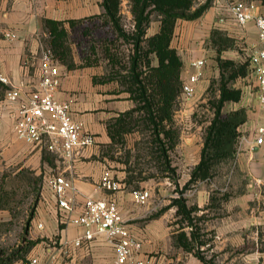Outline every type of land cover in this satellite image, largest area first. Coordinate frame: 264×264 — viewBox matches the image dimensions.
<instances>
[{"label":"rangeland","instance_id":"1","mask_svg":"<svg viewBox=\"0 0 264 264\" xmlns=\"http://www.w3.org/2000/svg\"><path fill=\"white\" fill-rule=\"evenodd\" d=\"M206 2L210 4L211 0H197L195 7ZM131 7V0H121V21L128 36L135 31ZM222 11L226 13L221 12L216 16L212 28L203 29L200 33L204 39L203 48L211 53V73L202 79L193 98L184 100L179 95L178 107L173 114L174 128L178 130L179 136L177 144L168 149V154L175 171L165 169L156 160L152 152L155 148L150 142L151 131L144 128L142 130L141 125L129 131L128 133L136 135H128L130 141L127 144L119 141L111 154L119 161H124L123 165L132 171L134 180L145 182L134 183L133 190L152 187L150 202L137 205L139 210L148 209L144 217L136 219L139 224H144L140 221L145 220L156 223V219L165 216L168 234L162 241L166 245L158 246L156 239H152L155 245L149 252L151 264H205V261L208 264H264V178L258 179L247 168L237 164L238 156L244 151L239 137L232 159L218 161L213 167L211 177L188 182L194 163L201 155L206 129L215 115V103L221 97L222 74L228 78L230 73L222 70L218 57L233 60L237 65L244 64L247 69L245 75L229 77L227 80L228 87L240 89L242 95L238 101H225L223 113L238 109L246 112V109L253 108L258 103L255 87L249 76L250 50L246 42L227 29L228 20L235 23L228 7L224 6ZM203 18L204 13L196 19H178L176 25L179 22L178 27H181L182 22L189 23L186 28L193 29L194 32L193 22L195 24ZM157 25L160 27V20L154 13L147 29L148 35ZM232 25L237 26L233 23ZM66 28L68 32L64 45L75 61L74 64L80 67H103L104 74L94 78L102 82L105 78L122 75L123 77L114 79L108 86L125 89L124 77L128 73L133 44L127 37L118 35L105 12L78 19L73 25L68 23ZM213 34L215 37L222 35L227 39L224 44L228 46L221 53L217 52L218 46L211 40ZM42 37L43 47L56 54L51 45L50 33L46 31ZM183 44L185 42L181 39V34L175 32L176 47H173L177 49L182 60L186 48L189 47ZM152 64H158L154 53ZM185 65L186 63L183 71ZM242 127L241 130L238 129L240 134L243 133ZM128 144L134 148H128ZM111 151L110 148L109 152ZM63 163L59 154L52 155L45 147L30 145L18 139L5 121L0 126V264L2 260L8 262L10 257L19 256L20 261L25 259L37 245L40 240L36 239L35 234L39 211L42 208L47 210L53 199L45 188L44 175L51 168L58 172V166ZM180 198L186 200V211L192 207L196 211L190 214L182 210L179 204H174ZM190 221L192 223H188ZM192 228L200 236L198 241L202 240L203 243L191 241L192 248L187 250L180 247L178 242H184L190 237ZM162 256L170 261L167 263L166 258L163 262Z\"/></svg>","mask_w":264,"mask_h":264},{"label":"crops","instance_id":"2","mask_svg":"<svg viewBox=\"0 0 264 264\" xmlns=\"http://www.w3.org/2000/svg\"><path fill=\"white\" fill-rule=\"evenodd\" d=\"M102 1L0 0V74L10 81L6 84L8 86L6 93L13 87H20L23 95L38 84L41 77L42 36L47 31L45 19L62 20L67 27L69 20L84 19L105 12ZM245 1H254L257 10L264 13V3L261 0ZM224 6H227L226 0H211L209 7L204 12V18L196 21L195 24L193 22L192 26L195 25L194 32L193 29L188 30L186 28L189 23L182 22L181 27H178L179 22L176 25V34L180 33L181 39L185 42L183 45L190 47L186 48L185 55H183V61L186 63L182 73L183 79L188 75L190 61L200 57H206L208 60L206 77L211 73V53L203 48L204 39L200 33L209 30L210 27L212 28L218 14L226 13L222 11ZM228 21L226 27L229 32H233L239 39L246 42L248 48L257 42V29L252 21L248 22L245 27L239 26L232 20ZM232 23L237 26H233ZM158 30L159 26L157 25L153 27L150 35H148L147 30L146 36H151ZM10 32L16 36L7 37L6 33ZM175 32L171 42L172 47H176ZM60 71L62 81L56 92V97L59 100H70L73 118L83 122L84 130L92 133L96 141L93 146L83 149L71 160H67L59 153L45 148L50 154L56 156L59 154L63 158L64 163L62 166H58L59 171L57 173H62L71 179L79 190L76 198L77 205L73 214L80 211L85 196L114 198L119 204L124 222L143 240L144 245L139 256L152 261L149 257V252L155 245L152 243V239H156L158 246L165 247L164 245H166L165 241H162L168 234L165 216L162 215L156 219V223L152 220L150 222L145 220L140 221L144 224H139V220L136 219L144 217L148 213V209H137L139 204L133 200L132 185L145 182L130 181L127 167L123 165L124 161H119L115 155H111L115 151L113 147L119 142H114L110 136L109 123L122 113L134 108L136 102L125 89H119L114 85L108 86L114 80L102 82L94 79L104 74L105 71L101 66L80 67L77 65L74 68H68L60 62ZM201 82L202 80L197 84V87ZM16 108L17 103L8 101L6 96L0 100V126L5 121L13 134H15L13 126ZM246 118V121L238 127L241 130L240 127L243 126V133L240 134L239 139L244 138L242 142L244 151L238 156L237 164L247 168L258 179H262L264 178V143L256 144L255 131L259 126L264 125V110L257 103L253 108L246 109ZM130 134L136 135L135 133H125L122 141H125L126 144L130 141L128 139ZM186 141L188 142V139ZM134 143L135 141L133 145ZM132 146L127 145L130 149L134 148ZM110 148L111 152H109ZM200 158L201 155L196 159L194 167ZM50 170L54 169L51 168ZM105 171H109L116 178L122 180L124 187L120 191L112 193L100 187L101 177ZM146 188L152 190V187L147 186ZM38 216L35 234L36 239L40 238V240L28 257L38 256L40 264H105L115 257L114 247L101 234L80 247L64 245L65 240H71L81 235L85 228L72 222L69 218L70 215L57 206L54 198L48 204V209L42 208ZM38 223H42L43 227H38ZM166 258L162 256V261L165 262ZM166 260L167 263L170 261L168 258ZM11 264H21V261H15Z\"/></svg>","mask_w":264,"mask_h":264},{"label":"trees","instance_id":"3","mask_svg":"<svg viewBox=\"0 0 264 264\" xmlns=\"http://www.w3.org/2000/svg\"><path fill=\"white\" fill-rule=\"evenodd\" d=\"M131 11L135 21V31L128 36L122 25L120 14L121 0H103L102 5L105 9V15L111 22L114 30L119 36L127 37L132 44L133 49L129 56L128 73L125 75V90L130 93L131 98L136 105L109 123V133L112 139L117 142L122 141L124 134L133 131L138 125L142 130L151 131V144L154 150V157L167 170L175 171L171 165L168 149L174 147L178 140V130L174 128L173 114L178 107L179 95L183 84L182 71L184 62L177 49L172 47L176 23L178 19H196L199 18L209 7L206 2L196 6L197 0H131ZM264 3V0H261ZM195 7V8H194ZM156 13L160 20L159 30L146 36L147 29L152 20V15ZM77 20L72 19L68 22L73 25ZM45 27L50 33L51 45L56 54L54 56L68 68L76 66L75 61L70 56V52L65 44L67 28L62 20L45 19ZM212 41L216 43L217 52L221 53L227 48L226 38L222 35L215 37L212 35ZM145 42V44H143ZM158 59V64H152V54ZM113 60V58H110ZM219 66L222 70L230 71L229 77L245 75L246 65H237L235 61L221 59L218 57ZM120 77H123L120 75ZM120 77L105 78L104 81L119 79ZM227 78L222 74L220 85L221 97L215 103V115L210 125L206 129L204 144L201 149V158L198 164L192 169L189 183L198 180H205L212 176L213 167L218 161L230 160L235 156L236 143L240 132L238 127L246 121V112L242 109L234 110L229 113H223L222 107L225 101H238L241 98L240 89L228 87ZM123 82V81H122ZM123 83V84H125ZM8 86L0 81V100L6 96ZM138 113V115H136ZM128 179L134 180L132 171L128 169ZM186 200L176 199L174 204H179L181 209L186 211ZM179 209V208H178ZM196 211L195 207L186 212ZM184 212V213H186ZM190 219V215H188ZM188 223H192L191 221ZM185 235V234H184ZM181 237V236H179ZM184 237V236H182ZM198 233L192 228L191 236L184 242L179 240V245L187 250H191V241H198ZM182 240V238H181ZM203 243L202 240L198 241ZM200 257V256H199ZM204 260L203 257H200ZM20 257H10L8 262L1 261V264H11ZM28 256L22 261L27 260ZM205 264H208L205 261Z\"/></svg>","mask_w":264,"mask_h":264},{"label":"built area","instance_id":"4","mask_svg":"<svg viewBox=\"0 0 264 264\" xmlns=\"http://www.w3.org/2000/svg\"><path fill=\"white\" fill-rule=\"evenodd\" d=\"M227 7L235 22L245 27L253 22L257 29V42L250 48L249 76L253 81L258 104L264 110V13L257 10L254 1L226 0ZM15 37L14 33H6ZM206 57L192 59L186 78L183 79L181 96L184 100L194 97L197 84L206 77L208 65ZM41 77L35 88L22 95L20 87H13L6 93V99L17 103L14 115V132L28 144L40 145L49 151L59 153L71 160L83 149L95 144V136L84 130L83 122L72 116L70 100H59L56 92L61 85L62 73L60 62L51 49L43 47L40 60ZM0 81L10 83L7 77L0 74ZM244 138L240 139L242 143ZM255 142L264 143V125L255 131ZM46 190L51 193L57 206L68 213L70 220L85 228L84 232L64 245L80 247L97 235H104L115 249V257L105 264H151L150 259L141 258L143 240L124 222L117 200L85 196L80 211L73 214L77 205L78 188L73 181L62 173L53 170L44 175ZM100 187L112 193L124 187L122 180L109 171L101 177ZM133 200L147 204L152 198L150 188L132 191ZM73 215V216H72ZM38 227H43L38 223ZM21 264H40L38 256H30Z\"/></svg>","mask_w":264,"mask_h":264}]
</instances>
